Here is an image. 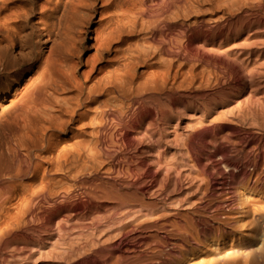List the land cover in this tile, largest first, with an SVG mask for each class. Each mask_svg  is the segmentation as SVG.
Instances as JSON below:
<instances>
[{
    "label": "bare ground",
    "instance_id": "6f19581e",
    "mask_svg": "<svg viewBox=\"0 0 264 264\" xmlns=\"http://www.w3.org/2000/svg\"><path fill=\"white\" fill-rule=\"evenodd\" d=\"M194 1L0 0V264H21L22 250L43 264H244L250 227L264 217V82H221L205 96L186 124L180 165L161 146L157 156L147 150L181 135L180 120H165L195 83L181 37L217 54L229 32L247 38L264 24L262 1L250 11ZM221 10L216 23L203 21ZM110 146L124 148L127 166L113 169L137 181L76 176L102 166L96 149L115 160ZM73 164L69 192L54 176ZM186 175L207 187L194 178L199 195L165 194Z\"/></svg>",
    "mask_w": 264,
    "mask_h": 264
},
{
    "label": "rangeland",
    "instance_id": "374dc122",
    "mask_svg": "<svg viewBox=\"0 0 264 264\" xmlns=\"http://www.w3.org/2000/svg\"><path fill=\"white\" fill-rule=\"evenodd\" d=\"M197 1H194V2H197ZM261 1H262V4H261ZM198 2H200V4H203V5H200V7L203 6L202 7L203 9H205V8L208 9V8H210L211 4L215 3V0H199ZM202 2H205L206 5L204 3H202ZM216 2H219V3L221 2V4H223L225 7H226V4L229 5V4L232 3V4L235 5L234 8H236L237 11H238V8L243 7V5H244V8H246L245 10H249V11L256 9V8H253V7H256L257 5H259V3L264 7V0H258V1L257 0H217ZM236 5H238V8L236 7ZM221 11H219V12L215 11L214 12L215 14L214 13H208L209 12L208 11L205 14V16H204V20L203 21H205L206 23H210V24H213V22L216 23V21L219 20V18H221V16H223V14H224L223 12L225 11V8H224V11L223 10H221ZM234 11H236V10L234 9ZM39 16H40V14H38V13L35 14V16L33 17V20H38ZM99 17H100L99 14L96 15L94 20L97 21L99 19ZM209 18L213 19L214 21L209 20ZM205 19L207 21L208 20L209 21L207 22ZM183 21H184V18L180 20V22H183ZM194 21H195V18H189V20H188V18H185V22L184 23L187 22V23L191 24L192 22L194 23ZM95 27H96V24L94 23L92 25V29H94ZM146 37H147V35L145 36V33L141 32V33H138V35L136 36L134 41H135V43L138 44V43H141L142 40L144 38H146ZM245 37H246V35L242 36V35H239L236 32L234 33V31L233 32H229V36L228 37L224 36L222 38V40L224 41L223 50L225 52L222 50L221 53L219 52L220 54L218 52L216 54V52L213 53V52L203 51L202 49L197 48V46L194 47L193 45L189 44V41H188V39L186 37H184V36L181 37V41L180 42L182 43L181 47L183 48V50H181V52L183 54H181V55H182V61H183L182 63L184 64L183 65V68H184L183 72H186V75H185L186 77L185 78L188 79V81L186 80L187 82H195V83L193 85H191V86H188L189 87L188 89H187V87L186 88H182V91H181V94H180L181 95V97H180L181 99L178 102V104H180V105L177 104L175 112L173 114L169 113L170 115L168 114L169 116L167 117V119H165V120L169 119V122L168 121H166V122H168L170 124H173V125H175L177 123V121L180 120V122H179L180 123V127H178L177 130H178V133L181 132L180 133L181 135L179 136L178 140L177 139L174 140V138H172L171 136H170V139H169L170 141L169 140L163 141L164 138L163 139H159V141L162 140L160 142L161 144H158L159 141H156L153 144L154 146H152L153 142H151V144H148V146H147L148 147L147 148L148 153L151 152L152 155H156L157 151L154 152L153 149L157 150L158 146H161V150L158 153H160V154L162 153V155L165 154L164 157H167V158H165L166 162L169 161V163L172 162L173 164L177 163V164L180 165L181 163H179V161L181 162V159L182 158L184 159V157H185V156L184 157L182 156L183 155L182 151H184V153H185V147L187 146L186 145V141H187L188 138H187L186 135H189L191 133V130L187 127L186 124L192 119L191 118L193 116L192 114H193L194 111H196V108L198 107L197 104L205 100L204 99L205 96L207 97V95H209L210 93L215 92L219 88L221 82H245V78L248 79L250 77L255 79L254 82H264V24H260L259 27L253 28V30L247 36V38H245ZM93 42H94V40H92V39L89 40V44H92ZM135 43L133 42L134 45H135ZM148 45H153V44H152V42H150V44H148ZM187 45H190V46L187 47ZM191 47H194V48L191 49L192 51L189 50ZM151 50H153V49H151ZM93 52H94L93 49L87 51L85 53V57H87L88 55L92 54ZM191 52L192 53L194 52V53L192 54ZM202 52H203V54H201ZM205 52H206V54H205ZM223 54H225V55H223ZM183 55L186 58L184 60H183ZM185 55L187 57H189V58H187ZM190 56L193 57V58H191ZM157 57L161 58L162 60H165V61L166 60L170 61V59H171V56H168V55H160V54H158ZM145 70H146V68H141L140 69V71H145ZM188 75H189V77H188ZM239 93L240 92L238 91L237 92L238 96H239ZM249 117H251V115H249ZM165 120H164V122H165ZM109 127H111V128L108 129V132H107L109 135H112L113 133H117L116 136L112 135L111 137L116 138L117 136H119L121 138L120 132H114L115 131V129H114L115 126L113 127V129H112V125L109 126ZM186 129H188L190 132H188V130H186ZM109 131H111V132L109 133ZM108 134H107L108 138H111ZM167 135H170V134H167ZM195 137H197V136H195ZM197 138H195V143H199V141H198V140H200L199 136ZM85 140L88 141V138L85 139ZM111 148H112L111 146L108 147L109 150H107L108 151L107 153H111V154L113 153V154L117 155V156H115V158L118 160L119 163L117 162L116 159L114 160V158H112L111 156H106V155L103 156L104 153L101 154L103 150L96 149L95 154L97 156V159L99 158L98 160L101 161L100 163H98L97 167L101 166V163H102V166H103V167L101 166L99 168L96 167L98 169V171L97 170H95V171H97L98 173L95 172V171H94L95 172L94 173L90 169L89 170L90 172L88 171L90 175H87L88 172L86 171L85 173L82 172L83 174L87 175L86 177L85 176H80V175H83L82 173H80V175L78 176L76 174H79V173H76V171L79 170V169L75 168L76 166L73 164V166L70 165V167L72 169H74V170H72V169L67 170V176L63 175L65 178L62 176V174H60V176L59 175H55L54 176V178L56 177L55 180L56 179L57 180H62V178H63L64 179L63 181L65 183L64 182H61V183H63L65 185V188L68 187L67 190L71 188V185L73 184L72 182H74V181H72V178H71V177H73V175H76L77 177H80L81 179H84V178L87 179V177L92 179L93 178L92 176H97L98 175L97 179L104 178L106 181H109V182H113L115 180L122 179V178H125V177L128 178L126 180H129V181H134V182L137 181V179H135L134 177L130 178V176L127 177L128 176L127 174H125V176L122 173L118 174V172L113 169V168H115L117 166L124 167L125 163L123 161H121V159H120V157L124 153V148L123 147L119 148V146H115L112 149ZM121 148H122V150H121ZM116 152H117V154H116ZM118 152H119V155H118ZM148 153L146 152V155L144 154L146 157L143 156L145 160H149V158L151 159L152 157L153 158L155 157V156H152L150 154V156L148 158V155H149ZM111 158H112L113 162L111 161ZM185 158H187V156ZM114 162H115V165H114ZM120 162H121V165H123V166L120 165ZM116 164H117V166H116ZM125 166H126V164H125ZM149 167H151L150 169H154L155 170L156 166L155 167H154V165L151 166V163H150ZM171 167H172V165H171ZM189 168H190V166L189 167L188 166L187 167L184 166V168L182 167L181 169H189ZM169 170L166 169L165 172L166 171L167 172L166 173L163 172V174L165 173L166 176H167L168 174H170V172H172L171 170L170 171ZM194 170H195V168H194ZM184 171H187V170H184ZM70 172H72V173H70ZM77 172H80V171H77ZM92 173H94V174H92ZM116 174H117V176H116ZM119 175H121V176L119 177ZM194 175H196V174H194ZM194 175H192L193 179H191L192 178L191 176L186 175L185 177L182 178V181H180L179 184L178 183H173V186H172V183H171L170 184V189H168V192L166 191L165 194L168 195V196L169 195L170 196H174L176 198L178 196L179 197L182 196V194L185 197H189V195L191 197L193 195H194L193 197L199 195V193H201V192H199L197 187L199 189L200 188H205V187H207V183H206L205 180H203L204 182L200 181V178L199 177L197 178ZM114 176L117 177V178H115ZM188 176L190 177V179L188 178ZM173 178H174V181L172 180V182H176L175 181L176 177L173 176ZM194 178L196 180L198 179L199 182H203V183L197 182L196 180H194ZM94 179H96V178L94 177ZM107 179H110V180H107ZM187 179H189V180H187ZM191 180L192 181L194 180L196 182H191ZM189 183L191 185H189ZM197 183H199V184L196 187ZM174 184H175L176 188L174 187ZM69 185H70V187H69ZM181 185H183V186H181ZM202 186H205V187H202ZM62 190H65V192H66V189H62ZM73 190L74 189L72 188V190L70 189V191L69 190L68 191L71 192ZM195 190H197V191H195ZM200 191H201V189H200ZM187 194H189V195L187 196ZM184 196H182V197H184ZM260 199L261 200H259V199H257V200L255 199V200L258 203L264 202V198H260ZM263 205H264V203H263ZM263 220H264V217H263L262 220L260 218V222L257 221V223H259V224L263 223V224H260L259 228H257L258 225H259L257 223H256L257 225L256 224L255 225H251V227H250L249 232L251 231L250 235H252V238H251L252 241L250 240L251 242H248L247 244H248V247H249V249H248L249 251L248 252H251V254L250 255L248 254L247 256H245V257L249 256V259L245 258V257H244L245 259L243 258V260L245 261V262L243 261L244 264H260V263L264 264V249H263L264 248V221ZM252 226H254V227H252ZM254 228L255 229L257 228V229L255 230ZM252 231L254 232V235H253ZM261 242H262V244H261ZM229 244L227 243L228 250L230 249L229 247H231L233 245V243H229ZM252 249L255 250V251H253ZM24 251H25V255H24ZM27 251H29V252H27ZM21 252L23 254V255L21 254V256L22 257L24 256V258H22V260L20 258L19 259L20 261L17 259L15 262L19 261L21 264H35V263L38 262L37 264H43L45 262V260H46V258L44 259V257L42 258V260H41V258H39V260L38 259L36 260L35 258L39 257L38 256L39 254L36 252V250H33L32 253H31L30 250H22ZM21 252H19V253H21ZM255 252H257V254ZM252 253L256 257L252 256ZM33 254H34L35 257L33 256ZM201 255H205V253L203 254L202 252H200V256ZM32 257H34V258L32 259ZM257 260H259V261H257Z\"/></svg>",
    "mask_w": 264,
    "mask_h": 264
}]
</instances>
